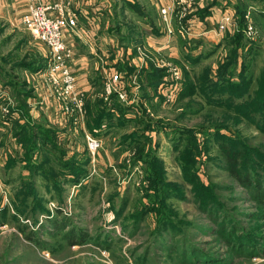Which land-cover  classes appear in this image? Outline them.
Wrapping results in <instances>:
<instances>
[{
  "label": "rangeland",
  "instance_id": "1",
  "mask_svg": "<svg viewBox=\"0 0 264 264\" xmlns=\"http://www.w3.org/2000/svg\"><path fill=\"white\" fill-rule=\"evenodd\" d=\"M127 2L137 4L161 35L149 49L156 63L162 58L185 67L190 51L192 57L200 55L186 67L195 86V76L209 68L214 80L224 82L210 97L192 88L190 96H175L170 103L150 88V100L138 87L132 91L128 104L143 100L153 121L168 124L145 132L157 143V155L151 158H133L135 148L118 143L141 126L132 120L110 134L101 133L102 145L94 157H83L86 144L78 134L77 150L64 142V157L54 150L48 162L45 154L32 156L41 167L28 168L13 129L2 117L0 264H264V0H107V7L118 6L115 12L111 9L116 20L111 22L121 24L123 33L132 25L131 16L140 22L144 18L133 15ZM213 5L212 28L207 29L194 10ZM235 5L244 8L252 23L253 36H245L254 49L247 41L241 51L245 57L222 75L218 63L234 48L225 36L236 32ZM184 7L192 13L189 26L181 25L183 33L176 32L181 24L177 14ZM225 14L233 21L225 33H217ZM22 15H0V59L23 53L22 46L15 48L25 38L30 46L37 43L40 51H47L25 29ZM1 64L5 70L11 66ZM4 72L0 94L8 77ZM19 78L26 82L24 74ZM182 81L181 73L176 91L182 89ZM10 98L16 105L21 99L12 92ZM188 134L195 142L194 154L185 158ZM226 147L247 166L249 184L230 174L222 152ZM68 151H78L79 157L73 159ZM10 158L15 164L7 170ZM72 159L68 167L66 161Z\"/></svg>",
  "mask_w": 264,
  "mask_h": 264
},
{
  "label": "trees",
  "instance_id": "2",
  "mask_svg": "<svg viewBox=\"0 0 264 264\" xmlns=\"http://www.w3.org/2000/svg\"><path fill=\"white\" fill-rule=\"evenodd\" d=\"M127 5L129 6V9L133 12V15L137 16L138 18H141L143 16V10L137 5V4H131L130 2H127ZM118 6H113V9L116 11ZM210 6H206L203 9H197L198 14L200 18H203L205 14L208 13V8ZM236 7V14H235V24H236V32L232 35H226L225 38L229 39V43L233 49H231L230 53L223 57V63H218L219 72H222V75L235 63L240 61L241 57H245V55L241 51L245 49L247 44L249 46H252L251 51H253L254 46L252 43V39L245 36V29L248 23V19L245 16L246 13L244 11V8L235 5ZM196 10V11H197ZM116 14V13H115ZM189 13L183 20V24L187 23L188 19L190 18ZM144 17V16H143ZM233 21V17H232ZM146 24H144V23ZM143 22L138 21L136 24V27L132 28L133 26L127 25L126 33L122 36L121 40L130 42L131 40H134L133 43H141L142 36L144 34L143 27H150L151 31L153 33H157V29L154 28L153 23L148 22L146 18H143ZM185 27V26H184ZM122 28L121 24H115L114 30L120 31ZM143 31V32H142ZM227 30L223 31L224 33ZM177 32V31H176ZM222 32V33H223ZM244 35V36H243ZM248 41V43H247ZM247 43V44H246ZM191 47V46H190ZM190 52V51H189ZM187 52L185 55V58L187 59L188 63L185 67L179 65L181 69V73L183 75V81H182V89L178 88L176 91V96L179 99H183L186 96H190L192 88H196L200 90L201 92L205 93L208 97L212 96V92L217 91L221 88V84H223L224 81L214 80L213 76L210 74V68L206 69L203 73L195 76V80L197 81L199 86H195L191 81V75L187 68L189 69L192 67L198 60L200 55H195L192 57V54ZM135 53V51L133 52ZM250 53L246 52V55ZM2 56L1 57V63L2 61L9 65L11 63L10 69L15 70L16 68H24L28 69L29 71H40L43 70L46 66L47 62V51L46 56H37L36 54H25L22 57L17 56L15 59ZM133 55V54H132ZM0 63V73L5 71L4 74L7 77L6 81L4 82L3 86L4 88H11V92L15 93L17 98H21L18 101V105L15 106V110H18L21 114V117L23 119L22 122H18L17 120H14L11 128L13 129V136L16 139V142L21 145L22 147V159L26 161L28 168L31 166L36 165L37 169L39 170L41 167V161L32 162V156H35V159H39L40 156L42 157L44 154L46 156L43 157L48 162V159H52L55 157V155H49V152L57 151L56 155H60L61 157H64L65 150L63 151L58 141V131L51 127H46L43 123H38L35 121H32L29 117L26 105L24 104V99L26 95H28L27 92L22 91L21 88H19L20 82L15 80V77L12 75V73L8 72V70L4 69L2 67V64ZM125 66L122 67L123 69V78L125 80V85L123 88L127 91L128 96L131 95V75H133L137 68L132 65L124 64ZM187 67V68H186ZM222 75L216 76L217 79H222ZM168 76L165 68H159L156 67L153 62L148 63L147 68H140L137 72V84H138V90L141 92V94L144 95V99L150 100L152 96H148L147 89H152L153 93L156 95L158 93V87L163 82V79H165ZM98 81L100 80L102 85V77L97 78ZM120 82V80H119ZM200 88V89H199ZM23 95L22 97H20ZM160 95V94H159ZM162 100L164 98L162 96L159 97ZM86 110H88V132L93 137L101 138L99 135L102 134H110L112 130L117 128H122L127 125L128 122H131L132 120L137 121L141 124L138 129L129 132L127 135H124L121 137L120 142H118L121 145H127L129 147L135 148V153L132 155L133 158H143V157H153L156 156L155 148L157 146V143H155L152 136L147 135L145 132L147 130L155 131L157 128L161 127L165 129V127L168 125L164 122H162L160 119L157 121H153L151 118V115L146 112V108L144 106L143 100L136 101L132 104H124L121 101H119L118 97L115 93H112L108 96L106 100H104L102 97H94L93 100L87 99V96L85 97L84 102ZM222 105V104H220ZM14 109V108H13ZM10 111V110H9ZM13 111L10 114H6L4 121H8L9 119H12ZM157 127V128H156ZM183 131L185 133L193 134L194 131L192 129L185 130L183 128ZM188 137V144L184 146V151L182 152V156L185 158L192 157L194 154V144L195 142L193 139ZM172 141L174 140V136L171 138ZM151 140L153 141V144H151ZM185 141V140H183ZM188 145V146H187ZM222 152L224 155V159L226 160L228 164V169L232 177L234 179L240 181L241 184H249V181L251 178L246 174L247 173V166H245V163H240L241 157L230 147L222 148ZM73 159L79 157L78 154H74ZM83 157L90 158L89 153L87 151L86 145L83 152ZM66 161L68 167H72L74 160ZM15 164V158H10L9 162L5 164V168L7 170L11 169ZM245 175L242 177V175ZM259 186L256 188L258 189ZM76 244V243H75Z\"/></svg>",
  "mask_w": 264,
  "mask_h": 264
},
{
  "label": "crops",
  "instance_id": "3",
  "mask_svg": "<svg viewBox=\"0 0 264 264\" xmlns=\"http://www.w3.org/2000/svg\"><path fill=\"white\" fill-rule=\"evenodd\" d=\"M41 2H57L62 0H40ZM69 6L76 15L77 27L71 33H66V40L72 45L73 58L69 62L70 67L76 75L78 85L80 88L85 90L87 99L90 101L94 97H102L104 95V83L102 85L100 80L97 78L102 77L103 72L118 73L120 75V83L117 84L118 88L122 92H126L123 86L125 85V80L123 78L124 64L132 65L137 68V71L131 75V95L132 91L136 90L138 84L136 82L137 72L140 68H147L149 61L155 64V60L150 58L149 49H154V42L159 41L158 39L161 35L158 33H153L150 27H143L144 34L142 36L141 43L134 44L131 40L130 42L122 41L121 38L124 35V31H115L114 23L111 21L114 19L112 13L113 7H107V0H68ZM0 15L6 14L10 17L17 16L20 18L25 12L28 0H5V5H3V0L0 1ZM199 6V4H198ZM201 7V6H199ZM118 10V7L116 11ZM197 10V7L194 11ZM115 12V10L113 9ZM131 11V10H130ZM208 13L203 16V18L198 17L199 20H203L205 28L211 29L209 16L215 11V6L208 8ZM132 12V11H131ZM195 13V12H193ZM187 13L184 17L180 18L178 15V21L180 20L181 25L187 27L189 26V20L187 25L183 24L182 20L188 15ZM132 28L136 27L138 21H135L133 16H131ZM193 17V16H192ZM81 22V24L79 23ZM79 23V25H78ZM116 24V23H115ZM180 26L176 31H180ZM174 27V25H172ZM148 30V31H147ZM142 31V32H143ZM210 31V30H209ZM173 33V32H172ZM153 34V35H152ZM158 34L160 36H158ZM166 34V31H165ZM167 35L170 37V35ZM183 36L182 34H180ZM174 36V35H173ZM145 40V41H144ZM169 40V39H168ZM148 41V43H147ZM35 44V43H34ZM25 38L19 41L16 45V50H20L22 46L23 53L20 51L17 54H13V59L17 56L22 57L25 54H36L37 56H46V50L43 52L38 48L36 43L35 46ZM163 45V42H161ZM90 49V51L87 49ZM138 48L143 49V56L139 55ZM135 51V53H133ZM153 51V50H152ZM133 54V55H132ZM11 64V63H10ZM156 66V65H155ZM157 67V66H156ZM8 72L12 73L15 80L20 82L19 88L22 91L28 93L26 95L24 104L26 105V110L32 121L43 123L46 127L54 128L58 131V142L63 147L64 142L68 144L69 148L79 147L76 141V135L81 134V136L86 138L87 135H91L88 132V110H86L84 105V114L78 116L77 118L71 117L66 118V116L61 111L60 103L54 97L49 95V84L45 79V76L40 71H29L24 68H16L11 70L8 67ZM20 73L24 74L25 81L19 78ZM29 78V79H28ZM6 91V92H5ZM11 89L3 88L2 94H0V119L5 117L6 114H10L13 111L12 119H9L7 123L12 126L14 120L22 122L23 119L18 110H15L16 102L10 98ZM30 92V97L29 96ZM9 94V96L7 95ZM130 95V96H131ZM23 95H21L22 97ZM28 98V99H27ZM27 99V100H26ZM105 100V99H104ZM14 108V109H13ZM10 110V111H9ZM3 120V118L1 119ZM86 144V141H85ZM69 155L80 154L78 151L69 152Z\"/></svg>",
  "mask_w": 264,
  "mask_h": 264
},
{
  "label": "built area",
  "instance_id": "4",
  "mask_svg": "<svg viewBox=\"0 0 264 264\" xmlns=\"http://www.w3.org/2000/svg\"><path fill=\"white\" fill-rule=\"evenodd\" d=\"M166 13V10H162ZM188 10L184 7L179 14L182 18ZM21 22L30 35L47 49V62L42 70L43 76L49 84V95L58 100L62 113L66 118L81 116L84 114V102L86 92L80 88L75 73L69 65L73 58L72 45L66 40V33H71L77 27L76 15L69 6L68 0L57 2H41L40 0H28ZM232 23V17L225 14L221 17L216 26V32L225 31ZM184 27L180 26L183 33ZM245 34L253 36L254 29L252 23L248 21ZM169 35V30H168ZM140 56L143 52L138 48ZM155 65L165 68L168 76L160 84L158 92L166 103L174 101L176 96V86L181 77L180 68L174 63L164 59H159ZM120 75L118 73L107 72L102 74L104 83L103 99L115 93L119 101L128 104L129 96L126 92L119 90ZM86 148L90 157H94L98 149L101 148L102 140L91 135L85 138Z\"/></svg>",
  "mask_w": 264,
  "mask_h": 264
}]
</instances>
